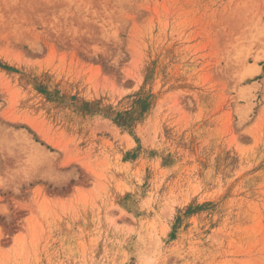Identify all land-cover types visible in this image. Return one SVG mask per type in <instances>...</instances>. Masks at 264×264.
Masks as SVG:
<instances>
[{
  "label": "rangeland",
  "instance_id": "1",
  "mask_svg": "<svg viewBox=\"0 0 264 264\" xmlns=\"http://www.w3.org/2000/svg\"><path fill=\"white\" fill-rule=\"evenodd\" d=\"M0 264H264V0H0Z\"/></svg>",
  "mask_w": 264,
  "mask_h": 264
}]
</instances>
